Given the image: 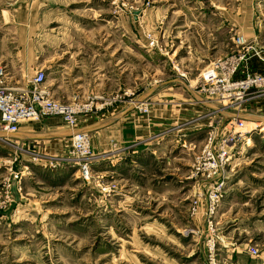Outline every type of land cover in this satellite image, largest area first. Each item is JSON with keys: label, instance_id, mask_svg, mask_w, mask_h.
Here are the masks:
<instances>
[{"label": "rangeland", "instance_id": "1", "mask_svg": "<svg viewBox=\"0 0 264 264\" xmlns=\"http://www.w3.org/2000/svg\"><path fill=\"white\" fill-rule=\"evenodd\" d=\"M258 54L264 0H0L6 86L43 72L76 130L133 108L126 142L90 134L88 178L69 138L0 137V264H264V93L200 86L226 60L264 77Z\"/></svg>", "mask_w": 264, "mask_h": 264}, {"label": "built area", "instance_id": "2", "mask_svg": "<svg viewBox=\"0 0 264 264\" xmlns=\"http://www.w3.org/2000/svg\"><path fill=\"white\" fill-rule=\"evenodd\" d=\"M155 41L150 42V47L155 46ZM258 58L264 62V57L258 54ZM238 68L235 60L217 62L214 68L206 71L200 78L202 90L212 96L228 98L230 91H233V98L236 101L242 100L244 92L253 90V94L264 93L261 87L264 84V77L247 78L243 81L233 79ZM4 73L0 72V137L17 141L20 127L25 122L41 121L51 117H61L72 129L76 130L77 118L82 108L75 104H67L51 97L50 92L41 85L45 74L39 72L33 78L32 87H12L4 84ZM232 87V88H231ZM232 94V93H231ZM232 97V96H231ZM139 110L147 111V108L140 105ZM232 120L244 127L245 122L241 118ZM71 158L79 161L82 166L81 172L84 177L89 176V159L92 158V139L90 132L76 130L71 139ZM208 161L211 172L210 176L220 177L227 159L218 155L212 150L208 152ZM214 199L211 198L210 212L214 208Z\"/></svg>", "mask_w": 264, "mask_h": 264}, {"label": "crops", "instance_id": "3", "mask_svg": "<svg viewBox=\"0 0 264 264\" xmlns=\"http://www.w3.org/2000/svg\"><path fill=\"white\" fill-rule=\"evenodd\" d=\"M124 110L105 119L98 120L91 125L78 127L77 130L90 132L93 142L96 143L97 148H95L97 151L98 149H105L107 146H109V142L111 143L112 140H115L119 144L126 142V140L129 138L128 131L130 126L128 125H131V122L128 120L130 119L129 117L132 116L131 113L127 112L132 111L133 108L126 107ZM128 114H130L129 117L126 116ZM227 117L229 119L230 116ZM106 121H108V124H106L104 127L95 130L89 129L90 127L96 126L99 123ZM29 129L30 130L28 131L23 124L21 125L20 132L17 135L18 142H40L41 140H48L50 142H55L57 140L63 141L68 138L72 139V136L76 131L67 128L63 122L61 123L56 120H52L51 118L40 121L39 126H36L34 130L33 128ZM92 133L94 134L92 135Z\"/></svg>", "mask_w": 264, "mask_h": 264}, {"label": "water", "instance_id": "4", "mask_svg": "<svg viewBox=\"0 0 264 264\" xmlns=\"http://www.w3.org/2000/svg\"><path fill=\"white\" fill-rule=\"evenodd\" d=\"M106 124H108V121H106V122H102V123H99L98 125L93 126V127H90L89 129H91V130H95V129H98V128H101V127H104Z\"/></svg>", "mask_w": 264, "mask_h": 264}, {"label": "bare ground", "instance_id": "5", "mask_svg": "<svg viewBox=\"0 0 264 264\" xmlns=\"http://www.w3.org/2000/svg\"><path fill=\"white\" fill-rule=\"evenodd\" d=\"M263 89H264V84H262V86H261ZM232 88V87H231ZM230 92H233V91H230ZM236 95V94H235ZM234 96V95H233ZM237 117H242L241 115H239V116H237ZM245 122V121H244Z\"/></svg>", "mask_w": 264, "mask_h": 264}]
</instances>
